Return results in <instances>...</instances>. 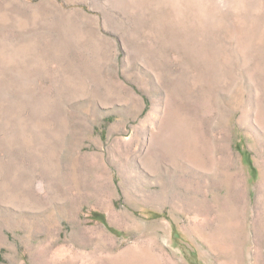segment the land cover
Segmentation results:
<instances>
[{
    "label": "rangeland",
    "instance_id": "obj_1",
    "mask_svg": "<svg viewBox=\"0 0 264 264\" xmlns=\"http://www.w3.org/2000/svg\"><path fill=\"white\" fill-rule=\"evenodd\" d=\"M0 264H264V0H0Z\"/></svg>",
    "mask_w": 264,
    "mask_h": 264
}]
</instances>
